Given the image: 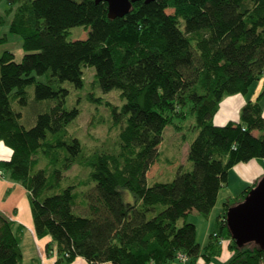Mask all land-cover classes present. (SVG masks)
<instances>
[{
    "label": "trees",
    "instance_id": "obj_1",
    "mask_svg": "<svg viewBox=\"0 0 264 264\" xmlns=\"http://www.w3.org/2000/svg\"><path fill=\"white\" fill-rule=\"evenodd\" d=\"M5 2L8 31L21 37L24 54L16 61L10 50L0 52V143L12 150L0 172L27 190L36 235L56 244L52 264L78 256L92 264H174L180 254L190 264L210 262L220 239L232 251L221 264H261L264 249L237 244L226 217L256 183L225 200L204 247L186 220L210 214L231 166L264 158V87L239 121L213 122L224 98L247 94L264 76V0H139L115 18L95 0ZM75 26L88 30L85 39L68 38ZM87 67L103 92L119 90L120 107L105 103L115 123L124 120L118 138L88 154L67 130L79 109L64 106L61 86L80 82ZM29 86L36 100L56 103L26 128L14 104L27 105ZM167 126L189 143L192 168L149 184ZM74 165L87 169L85 179L66 176ZM78 200L86 213L75 211ZM15 230L0 211V264L21 263Z\"/></svg>",
    "mask_w": 264,
    "mask_h": 264
},
{
    "label": "rangeland",
    "instance_id": "obj_2",
    "mask_svg": "<svg viewBox=\"0 0 264 264\" xmlns=\"http://www.w3.org/2000/svg\"><path fill=\"white\" fill-rule=\"evenodd\" d=\"M7 3L5 0L0 1V14L6 16L5 10L7 9ZM172 9H167L168 13H172ZM5 25L0 27V38H4L0 41V52L4 50H10L16 61H20L24 54L22 48V39L19 35L10 33L8 31V25L10 17L6 16ZM88 35V30L82 26H75L69 29L68 38L71 40L85 39ZM94 68L87 67L81 74L80 82L71 83L69 81L63 82L61 86L66 90L64 106L67 109L76 107L79 109V115L69 123L67 130L71 135L78 138L84 153H90L95 146L107 147L110 141H114L120 132L121 127L124 125V120L121 123H115L108 106L105 102H109L111 105L120 107L123 103L119 98V90L113 89L109 92H103L99 86L93 83L94 80ZM264 77V76H263ZM40 80L44 81L45 76H39ZM92 94L95 99L101 100L102 103L89 100L88 96ZM27 105L20 107L14 104L15 109L22 113L20 122L26 127H31L35 123L37 114L46 111L48 108L55 105L56 100H36L34 97V87L29 86L27 88ZM188 118L187 124L192 120ZM193 133H189V137H192ZM187 140H183L181 134L173 130L171 126H167L163 134V144L159 148V158L156 164L150 170L147 178L148 183L152 184L156 181L164 182L172 180L176 173L175 168L178 163L186 164L191 169V162L187 161ZM257 158V157H255ZM253 159V158H252ZM251 160V159H250ZM239 163V162H238ZM237 164V163H236ZM235 165V164H234ZM233 165V166H234ZM185 166V165H184ZM231 166V167H233ZM231 167L229 169H231ZM179 168V167H178ZM87 169L81 165H74L69 171L66 172V176L70 180H83L87 176ZM1 175V174H0ZM3 177V175H1ZM226 185L220 188V195L218 197L210 214L203 215L196 212H192L187 216V220L196 226V237L199 242H202L206 238V231L212 230L215 225L218 213L221 212L222 204L225 200L231 197L237 196L233 194L235 191L240 190L239 180L232 176L230 173V180ZM78 183L77 181L75 182ZM87 186H80L77 190L86 189ZM231 192L232 195H231ZM219 193V192H218ZM231 195V196H230ZM124 197L127 201L132 200L130 193L125 192ZM75 211L79 213H86V209L81 205L80 200L75 206ZM183 219L179 220V224H182ZM245 246L252 245V242H247Z\"/></svg>",
    "mask_w": 264,
    "mask_h": 264
},
{
    "label": "crops",
    "instance_id": "obj_3",
    "mask_svg": "<svg viewBox=\"0 0 264 264\" xmlns=\"http://www.w3.org/2000/svg\"><path fill=\"white\" fill-rule=\"evenodd\" d=\"M263 87L264 77L256 82L247 94L243 95L238 93L224 98L220 103L218 111L214 115V124L217 126H223L229 121H239L241 108L244 106V104H246L247 101L255 100ZM162 144L163 141L160 146H162ZM188 147L189 143L187 142L186 154L188 152ZM11 154L12 150L9 147L5 146L3 143H0V160L10 159ZM184 165L178 163L175 168L182 167L184 169L188 167V163ZM231 172L234 178H237L239 182L243 183L239 184L240 190L238 189V191H235V193L233 194L234 196L248 186L257 183L264 176V158H253L247 162H239L235 164L228 171L227 181L230 180ZM220 191L218 193V197L220 195ZM232 193L233 192H231V195ZM223 207L224 206L222 204V211L218 213V217L223 213ZM0 211L14 222L15 229H17L15 230V232H17L20 236V247L22 251V260L20 264H52L56 261V244L51 240V237L49 235H46L39 238L35 233L27 190L19 183L12 181L5 176L2 177L1 175ZM212 230L206 231L208 233H206V238L203 239L202 242H199L197 239L201 247H204L206 245L208 237ZM228 244L229 241L223 239V242L221 243V250L218 255L213 256L210 262H205L203 258H199L195 264H221L227 261L232 255V251L229 249ZM69 264L92 263L88 262L83 257L78 256ZM100 264L111 263L104 262ZM174 264H190V260L187 259L185 261H182L179 259ZM261 264H264V261Z\"/></svg>",
    "mask_w": 264,
    "mask_h": 264
},
{
    "label": "water",
    "instance_id": "obj_4",
    "mask_svg": "<svg viewBox=\"0 0 264 264\" xmlns=\"http://www.w3.org/2000/svg\"><path fill=\"white\" fill-rule=\"evenodd\" d=\"M108 4V16L115 18L126 14L133 2L139 0H95ZM146 2L154 0H145ZM227 226L232 238L240 246L247 242L264 249V176L249 190L244 200L230 206Z\"/></svg>",
    "mask_w": 264,
    "mask_h": 264
},
{
    "label": "built area",
    "instance_id": "obj_5",
    "mask_svg": "<svg viewBox=\"0 0 264 264\" xmlns=\"http://www.w3.org/2000/svg\"><path fill=\"white\" fill-rule=\"evenodd\" d=\"M0 174H1V172H0ZM214 235H216V234H214ZM222 242H223V239H220L219 240V244H221ZM179 259L182 260V261H185V260L188 259V257L186 255H184V254H180L179 255Z\"/></svg>",
    "mask_w": 264,
    "mask_h": 264
},
{
    "label": "bare ground",
    "instance_id": "obj_6",
    "mask_svg": "<svg viewBox=\"0 0 264 264\" xmlns=\"http://www.w3.org/2000/svg\"><path fill=\"white\" fill-rule=\"evenodd\" d=\"M239 184H243L242 182H240Z\"/></svg>",
    "mask_w": 264,
    "mask_h": 264
}]
</instances>
